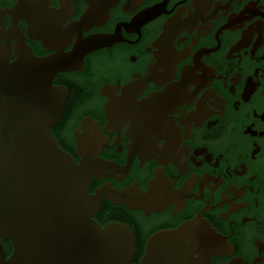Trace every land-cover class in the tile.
I'll list each match as a JSON object with an SVG mask.
<instances>
[{"label": "water", "instance_id": "1", "mask_svg": "<svg viewBox=\"0 0 264 264\" xmlns=\"http://www.w3.org/2000/svg\"><path fill=\"white\" fill-rule=\"evenodd\" d=\"M60 1L59 10L48 8L51 3L49 0H18L13 9L0 11V264H132L137 248L133 231L118 222L102 226L92 219L95 211L101 208L100 196L105 195L114 203L122 201L131 208H143L147 215H150L151 211L165 210L172 203L176 205L173 212H178L186 202L183 198L194 196L195 200H204L205 187L211 188L212 195L215 188L222 183L220 175L215 178L205 174L200 180V196H186L197 175L192 174L182 189L176 191L173 189V182L165 176L164 168L159 167L154 169L156 178L148 182L150 189L146 194L138 188L139 183L134 181L133 187L125 188L122 193L110 189L108 186L111 184L107 183L101 190L96 191V196L87 197L89 172L96 175L97 179L116 177L120 172L122 177L116 178L121 181L128 175L134 156L137 155L140 157L139 166L146 160L156 158L160 165L173 161L175 166H179V173H186L189 169L187 162L180 161L182 154L188 158L190 148L184 145L178 152L182 141L180 129L173 117H168L167 114L176 111L177 106L183 103L190 104L199 89L208 86L212 78H224L222 75L215 77L216 68L205 67L207 59L205 62L200 59L204 54L209 55L220 48L218 35L222 34L223 29L236 30L256 15L264 17V13L258 10L263 9V6L256 8L259 0L257 3L251 1L239 16L232 13L228 24L217 32V47H202L193 57L194 67L187 65L182 70L180 81L173 82L166 86L164 91L155 92L149 98L137 102L135 95L142 94L149 82L153 81L159 85L167 83L175 75V64L190 55L191 48L188 45L183 51H176L173 46L176 36L184 29H188L191 34L190 31L196 28L198 20H202V25L197 31V40L199 36L207 35L210 32L208 27L213 24L207 20L217 19L219 9H225V12H222L224 17L232 9L230 2H233L229 0L223 7L220 1L216 2L215 10L204 18L213 0L209 3L206 0H193L192 5L196 11L191 13L189 6L185 20L181 21V18L186 5L167 19L163 26L165 32L152 43V47L159 50L153 52L147 47V51L154 53L158 61L148 66L150 73L145 75L143 80L138 79L124 86L122 95L113 96L120 87V80L117 87L107 84L101 88L102 96H110L105 107V114L109 119L105 129L108 133H113V129H116L118 133L112 146L122 140L118 131L130 121V127L125 134L133 141L126 145L129 148L127 165L120 166L113 161L94 159L109 145L108 138L102 135L98 122L90 117L82 121L81 129H84V132L79 133L78 129L75 131L78 141L76 151L83 157L80 164L59 145L51 127L62 115L68 91L61 86L53 87L52 78L58 71L82 70L83 56L91 51L103 46L110 47L120 41L136 43L122 37L121 25L128 32H137L139 41L140 27L161 13L172 12L176 5L167 12L165 6L168 0H164L161 4L138 13L130 24L120 22L115 34H93L83 39L82 30L106 23L109 19V8L116 6L119 0H86L91 6L82 15L81 20L71 22L65 28H62V25L73 16L71 4L74 0H65L64 3L63 0ZM143 2L144 0H127L123 10L131 13ZM7 12L11 15L9 30L4 29ZM20 19L28 23L27 33L30 38L42 40L47 49L56 50L58 53L50 54L46 58H35L30 48L24 45L25 38L16 25ZM203 22H206L207 26H204ZM200 28H204L205 34L201 33ZM75 30L78 36L73 50L63 53L66 45L72 43ZM254 30L258 33L254 49H251L254 56L257 48L263 44L264 23L261 20L242 31L241 40L231 47L226 58H233L234 51L239 52L240 49L248 47L253 40ZM12 37L16 39L14 52L18 59L9 63L7 58L13 57L10 55V48L13 47L10 43ZM3 38L6 43L1 42ZM197 40L192 36L191 44L196 45ZM260 59L262 58L259 57ZM240 60L239 56L237 65ZM160 67L162 72L158 70ZM259 69L261 68L256 69L254 74L257 79ZM194 70L201 71V75L195 74ZM190 84L196 85L193 93L188 90ZM259 84L252 81V77L247 78L242 94L244 101H248L250 94L256 89L255 86ZM108 128L112 130L108 131ZM163 129L166 132L162 131ZM134 133L137 137H134ZM161 139L165 141L163 151L156 145ZM109 170L112 174H109ZM210 181L214 182L215 187L210 186ZM245 187L240 190L234 185L227 187L234 194V198L228 199L224 191V200L221 203L208 207V203L213 200L206 201L207 206L194 220L181 223L177 229L162 230L152 235L146 243L145 253L139 264H211L213 254L220 256L232 253V245L228 246L226 241L228 237L221 236L215 229L210 228L209 222L201 218V213L222 207L225 202L232 204L229 206V213L244 206L249 208L248 204L234 203L235 199L243 196ZM249 188L253 192L252 188ZM169 189L171 192L168 193ZM229 213H223L221 217L226 219ZM246 220L252 219L244 217L243 223ZM1 238L11 240L13 251L10 255H7ZM189 238L190 245L187 244ZM255 244L259 246V253L264 251V244L258 241ZM196 252L199 256L193 258ZM262 261L264 259L260 253L253 264ZM247 262L241 257H236L230 263L221 264Z\"/></svg>", "mask_w": 264, "mask_h": 264}, {"label": "flooded vegetation", "instance_id": "2", "mask_svg": "<svg viewBox=\"0 0 264 264\" xmlns=\"http://www.w3.org/2000/svg\"><path fill=\"white\" fill-rule=\"evenodd\" d=\"M17 1L0 0V11L13 9ZM49 1L51 3L48 8L60 9V0ZM163 1L144 0L140 6L130 13L123 10L127 0H119L116 6L109 8L107 22L100 26L93 25L88 30H82V38L85 39L93 34H115L116 27L120 22L130 24L138 13L148 7L151 8L156 4H161ZM182 1L184 0H168L165 10L170 12L176 5L174 10L170 13H161L157 18L140 27L141 38L139 41L137 32H128L121 25L120 33L122 37L136 43L120 41L110 47L103 46L83 56L82 70L58 71L52 78V86L65 88L68 91V97H66V105L62 115L58 122L51 127V131L59 145L78 164L81 163L83 157L76 151L78 141L76 140L75 131L78 129L79 133L84 132V129H81L82 121L86 117H90L93 121L98 122L102 135L108 138L109 145V147L101 150L94 159L100 158L107 162L113 161L120 166L127 165L129 148L126 145L127 143L130 145L133 141L131 137L129 138L125 134V131L130 127V121L118 131L122 140L112 146L113 139L118 136V133L116 129H113V133H108L105 129L109 122L105 114V107L110 96H102L101 88L107 84L108 86L117 87L118 80H120V87L113 96L122 95L124 86L138 79L143 80L144 76L150 73L148 66L157 63L158 59L154 56V53L147 51V47L153 52L159 50V48H153L152 43L165 32L163 26L167 19L174 16L185 5L187 7L185 12H182L181 21L188 17L189 6L191 13L196 11V8L192 5L193 0ZM218 1L222 3L221 7L226 2L229 3V0H213L212 6L204 18H207L215 10V3ZM251 1L257 3V0H241L240 3L239 0L231 1L232 9L224 17L222 12L224 13L225 9L223 11L219 9L217 19L210 18L207 20L208 23H213L208 27L210 32L207 35L199 36L197 40V31L199 26L202 25V20H198L196 28L190 31L194 40H197L196 45L191 44L192 36L188 29L182 30L174 39L173 46L177 52L183 51L187 45L190 46V55L175 64V75L167 83L159 85L153 81L149 82L142 94L135 95L137 102H140L143 98H149L155 92L164 91V88L173 82L180 81L185 66L194 67L193 57L195 53L202 47L206 49L217 47L218 41L215 38L217 32L228 24V19L232 13L239 16ZM206 2L209 3L210 0H206ZM259 5H262L263 9L259 8L258 10L264 13V0H259L256 8ZM90 6L91 4L87 3L86 0H74L71 4L73 16L62 25V28L67 27L71 22H79ZM257 20L264 23V17L256 15L252 19L246 20L243 27L236 28V30H222V34L218 35L221 41L220 48L209 55L204 54L200 61L205 62L207 59L205 67L216 68L215 77L222 75L224 78H212L208 86L199 89L195 99L190 104L183 103L181 106H177L176 111L167 114L168 117H173L180 129L182 141L178 152L184 145L190 148L188 158L182 154L180 161V163L187 162L189 169L186 173H179V166H175L173 161L160 165L157 163L156 158L146 160L142 163V166H139L140 157L137 155L134 156L128 175L121 181L116 178L118 176L122 177L120 172L116 174V177L106 176L100 179L89 172L90 184L87 197L96 196V191L101 190L107 183L111 184L108 186L110 189H116L122 193L125 188L133 187L134 181L139 183L138 188L146 194L150 189L148 182L156 178L154 169L159 167L164 168L165 176L173 182V189L176 191L182 189L183 184L191 178L192 174L197 175L195 183L189 187L190 192L186 196L191 194L200 196V180L205 174L215 178L220 175L222 183L212 192L213 198L211 188L205 187L203 188L204 200H195L194 196L187 199L183 198L186 202L178 212H173L176 205L172 203L165 210L151 211L150 215H147L143 208H131L122 201L114 203L108 200L105 195L100 196L101 208L99 211H95L92 219L102 226L111 222H118L133 231L137 248L132 264L140 263L145 253L146 243L155 233L162 230L177 229L181 223L194 220L198 213L207 206L206 201L213 200V202L208 203V207L221 203L224 200L222 197L224 191L228 199L234 198V194L227 188L233 185L238 190L246 186L243 196L235 199L234 203H245L248 204L249 208L244 206L238 211L229 213V206H232V204L225 202L222 207H216L201 213V218L209 222L210 228L215 229L217 234L228 237L226 239L227 244L228 246L232 245L233 248L230 254L220 256L213 254L211 264L230 263L236 257L248 261L245 264H253L260 253L264 259V251L259 253V246L255 244L256 241L264 244V32H262L263 44L257 48L254 56L251 54V49H254L253 45L258 38L256 30H254L253 40L248 47L240 49L239 52L234 51L232 53L233 58H226L231 47L241 40L242 31L247 30L250 24L255 23ZM10 23L11 15L7 12L4 22L5 30H9ZM16 25L25 38L24 45L30 48L35 58H46L50 54L58 53L56 50L47 49L42 44V40L30 38L27 33L28 23L24 19H20ZM203 25L207 26V23L203 22ZM1 28L2 25H0ZM200 30L202 34H205L204 28H200ZM77 36L78 33L75 30L72 43L66 45L63 53L73 50ZM1 42L6 43L5 38ZM10 43L13 45L10 48V55L13 57L7 59L9 63H14L18 59L14 52L16 39L12 37ZM236 55L241 57L238 65L239 56ZM234 56L236 57L234 58ZM259 57L262 59L259 60ZM258 68L261 69L258 70L257 79L254 74ZM158 70L163 71L161 67ZM194 71L195 74L201 75V71ZM248 77H252V81L260 84L255 86L256 89L250 94L248 101H244L242 94H244ZM195 87L196 85L190 84L188 86L189 92L193 93ZM110 130L112 128H108V131ZM162 131L166 132L165 129ZM134 137H137L136 133H134ZM164 142V139L156 142L157 147L159 146L162 151L164 150L162 147ZM108 172L112 174L111 170ZM209 184L211 187H215L213 181H210ZM249 187L252 188L253 192ZM169 192H171L170 189ZM223 213H229L226 219L221 217ZM244 217L252 220H246L243 223ZM1 240L7 255H10L13 251L11 240L3 238ZM190 243L191 238L187 241L188 245ZM198 256L199 254L196 252L193 258ZM256 264H264V261Z\"/></svg>", "mask_w": 264, "mask_h": 264}]
</instances>
